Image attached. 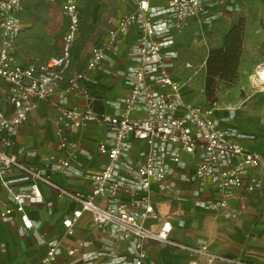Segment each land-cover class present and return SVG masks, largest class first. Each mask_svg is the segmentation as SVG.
<instances>
[{"label":"crops","instance_id":"obj_1","mask_svg":"<svg viewBox=\"0 0 264 264\" xmlns=\"http://www.w3.org/2000/svg\"><path fill=\"white\" fill-rule=\"evenodd\" d=\"M148 2L152 7H158L165 5L167 0ZM213 2L214 0L205 2L212 15L211 20H187L184 28L176 34L173 45L166 49L173 52V55L168 53L165 58L171 77L183 83L181 90L184 99L203 106L209 105L203 92V77L199 85L192 83V46L197 38L205 39L208 46L206 59L210 48L223 43L230 22L234 23L229 20L230 13L236 11L237 3L239 4L237 0H221L224 12L217 16V7ZM106 5L107 11L99 16L103 6L93 1L87 23L79 9L80 20L76 36L82 34L86 49L82 52L70 49L71 65L64 79L49 99L37 101L27 119L17 125L13 134L7 135L4 129H0V139L7 136L11 141L7 151L16 153L26 164L42 169L57 184L85 195L91 192L94 185L87 175L99 171L107 161L106 155L98 148L99 143L108 139L107 128L99 122H90L83 127L63 126L68 140L74 145L60 148L56 135V105L89 107L99 113L111 114L121 110V98L130 89L125 73L137 64L134 51L139 43L140 29L137 25L129 26L120 35L117 48L108 51L102 66L88 70L86 64L91 48L106 38L108 29L115 27L122 15L136 8L134 1L130 0H115ZM62 6L63 1L58 0H21V8L16 12L20 30L11 49L17 63L24 66L37 64L60 54L62 36L69 22L67 15L60 16L63 13ZM41 8L46 10L40 13ZM184 52L187 56H184ZM241 61L237 69L238 77ZM204 62L200 72L204 71ZM77 72H83L88 79L85 82L89 88L88 96L66 90L68 77ZM151 85L154 89L169 90L161 84ZM8 88L9 84L0 80V110L7 118L14 113L8 99ZM228 93L229 90L219 94L215 102L214 116L219 126L236 130L239 134L237 141L246 150L257 151L264 156V109L255 105L262 98L249 96L247 92L244 97L239 93L233 92L235 95L232 96ZM131 116L143 117L145 112L133 110ZM148 148L146 143L133 138L125 160L134 163L144 159ZM201 157L202 151L197 150L194 153L182 152L178 162L167 159L172 169L167 178L172 187L169 190L164 189L160 182H153L147 192L138 190L134 195L122 192L115 199H111L109 195L97 196L96 202L101 206L116 202L139 213L142 205L136 199L148 196L155 212L170 225L168 235L171 239L188 246L205 244L211 253L230 256L248 264H264V168L249 167L247 171V176L254 175L260 179V188L248 191L244 186L234 187L225 206L211 207L209 202L220 199L221 194L211 183H200L191 175L195 163ZM49 158L69 159L71 167L68 172L52 169ZM21 175V171L9 169L3 172L2 177L6 180L14 179L10 183L12 190L27 191L29 183L19 180ZM39 189L41 199L26 201L24 204V210L34 221V227L20 228L19 213L15 210L10 219L0 216V264H42L47 244L52 239L61 244L54 264H87L84 257L91 253L95 254L90 261L92 264H122L118 261L120 258L130 260L135 256L137 248L133 239L115 235L109 225H94L88 211L80 214L72 234H66L62 220L70 216L78 208V204L61 197L53 188L43 183H39ZM14 206L6 186L0 181V212L6 207ZM141 221L151 229L160 227V222L151 217H143ZM139 244L146 253L144 264H188L191 260L204 264L201 255L188 249L150 239H143ZM71 249H74L72 253L69 252Z\"/></svg>","mask_w":264,"mask_h":264},{"label":"built area","instance_id":"obj_2","mask_svg":"<svg viewBox=\"0 0 264 264\" xmlns=\"http://www.w3.org/2000/svg\"><path fill=\"white\" fill-rule=\"evenodd\" d=\"M134 1L136 8L122 15L115 27L108 29L104 40L91 48L87 69L102 66L108 51L117 48L119 37L131 25L140 29V38L134 51L136 66L129 69L126 79L130 85L129 92L121 98L122 108L119 112H96L89 107L78 108L57 104L56 135L58 146L67 147L71 143L63 126L83 127L90 122H99L106 126L108 139L99 143L98 148L105 154L107 161L99 171L88 174L93 181L89 194L67 189L55 181L42 169L21 161L16 153L7 151L11 141L7 136L0 139V181L6 186L15 206L6 207L0 212L4 219H10L13 210L19 213L20 228L34 227V221L24 210L26 201L41 199L39 183L53 188L61 197L69 198L78 204L72 214L62 220L65 233L70 235L78 217L83 211L91 214V221L98 227L109 225L115 235L133 239L137 251L128 260L120 258L122 264H144L145 251L140 241L150 239L164 242L172 247L188 249L204 258V264L216 262L248 264L230 256L211 253L206 245L188 246L173 240L168 233L170 225L155 212L148 196L136 199L142 210L139 213L128 210L123 204L109 203L101 206L96 202L97 196L109 195L115 199L119 193L134 195L138 190L147 192L153 182H160L164 189H171L167 178L171 167L167 162L180 160L182 152L202 151V157L195 163L191 175L200 183H211L221 194L220 199L209 202L211 207L225 206L234 187L244 186L248 191L260 188L261 181L254 175L247 176L249 167L264 168V156L257 151L246 150L237 138L238 132L221 128L214 116L215 103L207 106L187 102L182 95L183 83L171 77L166 63V50L173 45L176 34L180 32L187 20L210 21L209 13L203 0H167L165 5L152 7L148 0ZM21 8V0H0V80L9 84L8 99L14 113L7 118L0 110V129L7 135L13 134L17 125L27 119L28 113L37 101L47 100L64 79L71 65V43L78 30L80 11L75 0H64L63 11L68 17V27L62 36V48L58 55L48 57L37 64L21 65L12 55L13 42L20 30L16 16ZM88 81L83 72L72 74L67 79V91L89 95L85 86ZM151 83L167 86L169 90L152 88ZM133 110H143L145 116L132 117ZM139 139L148 145L144 159L129 162L125 156L131 146V140ZM52 169L68 172L69 159H53ZM16 169L22 172L19 180L29 183L27 191H14L10 183L14 179H3V172ZM123 170L124 172H122ZM151 217L160 222L158 229L145 226L141 218ZM83 244V243H80ZM60 241L48 242L42 264H54L60 250ZM74 249L69 250L72 253ZM95 254H86L87 264ZM188 264H201L191 260Z\"/></svg>","mask_w":264,"mask_h":264},{"label":"rangeland","instance_id":"obj_3","mask_svg":"<svg viewBox=\"0 0 264 264\" xmlns=\"http://www.w3.org/2000/svg\"><path fill=\"white\" fill-rule=\"evenodd\" d=\"M58 1H63L64 3V0ZM75 1L80 7L79 9L82 12V18L85 17V23H87L89 22V19L87 18L89 17V13L92 11L93 1L98 3V5L101 4V6H103L99 13L100 16L104 15V12L107 11L106 4L114 2L115 0ZM203 1L206 2L208 0ZM237 2H239V4L237 3L238 9L233 11V13H230V16H228L229 20H232L233 22H236L237 18L240 16L244 18V50L241 61V71L239 72L240 76L238 77L237 75L236 79L232 83H220L216 93V98L218 99L219 94L221 95L222 93H226L227 90H229L228 94L231 96L232 94L235 95V93H239L244 97L247 92V95L249 96L261 97L262 99L258 100L255 105L264 109V81L259 79V74L257 73L261 67L264 66V0H237ZM213 4L217 7V16H221L224 12V8L222 9L221 7V0H214ZM43 10L46 9L41 8L39 12L41 13ZM99 10L100 9L98 8V11ZM62 12L63 13L60 16H65L66 14L64 13L63 8ZM59 13L56 15H59ZM231 24L232 23L230 22L229 27ZM204 40L205 39H202L201 37L197 38L195 45L192 46V83H194V85H199L201 77H203L202 81L204 84L205 73L204 71L200 72L205 59L206 50L208 48ZM71 49L73 51L77 50V52H82L86 49V43L82 34H80V36H76L75 34L71 43ZM184 56H187V53H185ZM185 79H183V81Z\"/></svg>","mask_w":264,"mask_h":264},{"label":"trees","instance_id":"obj_4","mask_svg":"<svg viewBox=\"0 0 264 264\" xmlns=\"http://www.w3.org/2000/svg\"><path fill=\"white\" fill-rule=\"evenodd\" d=\"M243 36L244 18L240 16L226 31L223 43L208 50L204 68V94L209 104L217 101L220 83H232L236 79L243 51Z\"/></svg>","mask_w":264,"mask_h":264},{"label":"bare ground","instance_id":"obj_5","mask_svg":"<svg viewBox=\"0 0 264 264\" xmlns=\"http://www.w3.org/2000/svg\"><path fill=\"white\" fill-rule=\"evenodd\" d=\"M259 74V79L264 81V66L257 72ZM264 88V87H263Z\"/></svg>","mask_w":264,"mask_h":264}]
</instances>
